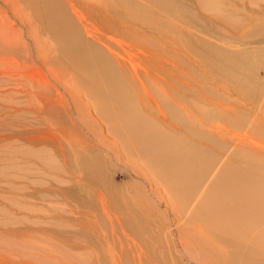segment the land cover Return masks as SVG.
<instances>
[{"label": "rangeland", "instance_id": "1", "mask_svg": "<svg viewBox=\"0 0 264 264\" xmlns=\"http://www.w3.org/2000/svg\"><path fill=\"white\" fill-rule=\"evenodd\" d=\"M235 135L264 148V0H0V264H264V149Z\"/></svg>", "mask_w": 264, "mask_h": 264}, {"label": "bare ground", "instance_id": "2", "mask_svg": "<svg viewBox=\"0 0 264 264\" xmlns=\"http://www.w3.org/2000/svg\"><path fill=\"white\" fill-rule=\"evenodd\" d=\"M72 9H73V11H74V13L78 16V18H80V21L81 22H85L84 24H83V30H84V32L86 33V35H87V37L89 38V39H93L94 41H96V42H100L101 44H103L104 46H105V48L108 50V52L110 53L109 54V57L110 58H112L111 60L112 61H114V62H117L118 64V68H120L121 69V73H123L124 75L126 74V70H127V63L129 64V65H131L132 67H134V68H137V66L135 65V63H134V61H132V57H134V55L132 54V51H131V49H132V47H133V45L131 44V43H129V42H127V41H124V39L123 40H121V39H118V38H116L115 37V35H113V34H110L109 32H107V31H105L102 27H99V25L98 24H96L94 21H92V20H90V19H82L83 18V15L81 14V12L79 11V10H77L76 8H75V6H74V8L72 7ZM64 26V25H63ZM64 28V27H63ZM68 30V29H67ZM67 34V33H66ZM68 35H69V32H68ZM135 48V47H134ZM136 49V48H135ZM135 51V50H134ZM139 55H141L140 53H139V51H137L136 52V56H139ZM96 55H94V57H95ZM107 56V55H106ZM106 56H104V58L106 57ZM96 58V57H95ZM108 58V57H107ZM100 59V58H99ZM85 61H86V63L88 62V64L90 63V61H93L94 59H93V57H92V55H90L88 58H86V59H84ZM95 61V60H94ZM98 61V60H97ZM100 61V60H99ZM104 61V60H103ZM106 61V60H105ZM111 63V62H110ZM104 64V63H103ZM113 64V63H112ZM92 65H93V63H92ZM98 65V64H97ZM114 65V64H113ZM113 67V66H112ZM94 67H92V69H93ZM98 68V67H97ZM101 68H102V66H101ZM95 69V68H94ZM104 69H105V67H104ZM115 69V68H114ZM116 70V69H115ZM112 71H113V69H112ZM38 72V71H37ZM101 72V71H100ZM99 72V73H100ZM115 72V71H114ZM103 73V72H102ZM112 73V72H111ZM135 75L136 76H138V78H139V80H140V85L142 86V88H143V91L145 92L144 94H146V95H148V96H150V93H149V89H148V87H147V85H146V83L142 80V78H140L139 77V71L138 70H135ZM104 74H106V72L104 73ZM103 75V74H102ZM109 75H111V74H109ZM114 75V74H113ZM108 76V75H107ZM115 76V75H114ZM121 76V75H120ZM110 78H111V76H110ZM110 78H108V79H110ZM154 78H156V77H153L152 76V80L154 81L153 83H155L156 85H159L160 84V87L161 88H163L164 90H166V91H168V89H167V87L164 85V83L162 82V81H159V80H157V79H154ZM160 78V77H159ZM158 78V79H159ZM91 79H93V78H91ZM96 79V78H95ZM95 79H93V81L95 80ZM112 79V78H111ZM98 80H99V78H98ZM91 81V80H90ZM90 81H89V83H90ZM132 81L133 82H135V79H134V77H132ZM155 81H159V84H157ZM92 82V81H91ZM95 82V81H94ZM129 82V81H128ZM100 86V85H99ZM123 86H125L124 84H122V85H120L119 86V88L122 90H120V89H118L117 87H115V89L113 90V91H115V98L117 99V102L119 101V103L120 104H122V105H125V106H127L128 108H130L131 107V104H130V102H129V97L126 95V93H123ZM92 87V86H91ZM75 94V93H74ZM77 94V93H76ZM109 94V93H108ZM141 95V94H140ZM111 96L112 97H114V95H112L111 94ZM142 96V95H141ZM141 99L143 98V96L142 97H140ZM151 99L152 100H154L155 101V98H154V96H152L151 95ZM64 101V100H63ZM95 104V103H94ZM90 105H91V107H92V103L90 102ZM158 107H159V109H160V111H161V113L164 115V111L161 109V107L158 105ZM94 110H92L91 109V113L90 114H93V116L96 118V119H94L93 118V116H92V118L95 120V121H99V122H101V119L103 118H100V114H99V110H98V108H96V107H94L93 108ZM119 111L117 112V116L119 115ZM100 118V119H99ZM105 119V118H104ZM201 123H203L204 124V122H203V120H201ZM101 126H103V124H101V123H99ZM137 125H140V124H137ZM131 126V121L129 122V125H128V128H131L130 127ZM214 126H217V127H213V126H210L209 127V130L211 131V133H212V131H213V129H215V131L216 132H218V130H224V128H223V126H221V125H214ZM105 128H103V130H104ZM144 133V132H143ZM146 134L145 135H147V132H145ZM151 136V135H150ZM160 136H158L157 137V139L159 140V139H161V138H159ZM233 138L234 139H236L237 141H239V142H244L245 144H247L248 142L251 144V145H254L255 146V149H256V151H262L264 148H261V146H260V144H259V142L258 141H256L257 143H255V142H253V141H255L254 139H252V138H250V137H248L247 135H243V136H233ZM242 140V141H241ZM150 142V141H149ZM238 142V143H239ZM166 143V142H165ZM165 143H164V147L166 146L165 145ZM147 145V144H146ZM170 150V149H169ZM168 150V151H169ZM170 152H171V150H170ZM166 153V152H165ZM172 153V152H171ZM170 153V154H171ZM166 154H168V153H166ZM169 155V154H168ZM171 155H173V154H171ZM186 167H187V164H186ZM191 167V166H190ZM182 168V167H181ZM180 168V169H181ZM187 168H189V167H187ZM183 169V168H182ZM181 169V170H182ZM191 171H192V169H190ZM184 174H186V173H184ZM184 174H182V175H184ZM190 174V173H189ZM187 175V174H186ZM139 178V177H138ZM143 181V180H142ZM143 183V182H142ZM154 190V189H153ZM153 190H151V193H152V191ZM148 191H150V190H148ZM155 191V190H154ZM152 195V194H151ZM152 199H153V201L155 202V204H160V199L158 198V197H156L155 195H152V197H151ZM242 201H246V199L243 197L242 198ZM161 205V204H160ZM167 206V205H166ZM208 206V205H207ZM242 205L240 204V205H232L231 207H232V211H231V214H233V213H237V214H240L241 213V211L242 210H238V208L239 207H241ZM163 207H164V205H163ZM208 208H209V210H211L212 212H213V210H214V208L211 206V205H209L208 206ZM168 209V208H167ZM166 209V210H167ZM170 209V208H169ZM208 210V209H207ZM210 212V211H209ZM255 212H256V209L255 208H253L252 206H251V208H249V214H248V216L249 217H252V216H254L255 215ZM211 213V212H210ZM171 214V213H170ZM209 214V213H208ZM211 216L213 215V214H210ZM244 218L243 219H241V220H239V224L240 225H242V228H246L247 226H251L252 224H253V219H247L246 218V216H245V214H241ZM171 216V215H170ZM169 216V217H170ZM222 218H220L219 219V221L220 222H222ZM171 221H172V226L175 228V222H173V220H172V217H171ZM245 221H246V223H245ZM234 226V225H233ZM175 231V230H174ZM235 231L237 232V229L235 228ZM181 249H183V250H185V251H187V249L185 248L184 249V247H182ZM195 264H201V262H198L197 263V261H196V263ZM203 264V263H202Z\"/></svg>", "mask_w": 264, "mask_h": 264}]
</instances>
